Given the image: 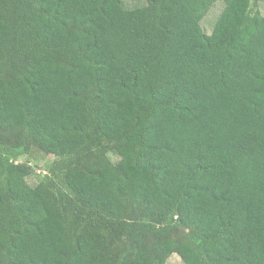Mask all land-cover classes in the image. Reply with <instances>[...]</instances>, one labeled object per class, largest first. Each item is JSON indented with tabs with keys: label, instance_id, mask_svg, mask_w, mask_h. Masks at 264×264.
Instances as JSON below:
<instances>
[{
	"label": "trees",
	"instance_id": "16d2710c",
	"mask_svg": "<svg viewBox=\"0 0 264 264\" xmlns=\"http://www.w3.org/2000/svg\"><path fill=\"white\" fill-rule=\"evenodd\" d=\"M260 2L0 0V264H264Z\"/></svg>",
	"mask_w": 264,
	"mask_h": 264
},
{
	"label": "rangeland",
	"instance_id": "374dc122",
	"mask_svg": "<svg viewBox=\"0 0 264 264\" xmlns=\"http://www.w3.org/2000/svg\"><path fill=\"white\" fill-rule=\"evenodd\" d=\"M124 6L127 9H132L136 6H142L145 4V0H122ZM222 3L217 2L213 5L210 11L201 21V26L206 33H210L213 25L216 21V18L222 10ZM257 10L264 15V2L257 4ZM53 159L50 155H45L39 151H33L28 156L21 158V161H28L34 167V174H32L28 179V183L31 186H34L38 183L43 174L46 173L47 163ZM112 160H116V157H113ZM167 264H183L177 254H172L168 260Z\"/></svg>",
	"mask_w": 264,
	"mask_h": 264
}]
</instances>
